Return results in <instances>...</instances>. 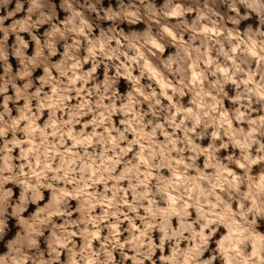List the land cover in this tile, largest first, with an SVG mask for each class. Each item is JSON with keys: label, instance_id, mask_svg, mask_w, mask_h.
Returning <instances> with one entry per match:
<instances>
[{"label": "clouds", "instance_id": "1", "mask_svg": "<svg viewBox=\"0 0 264 264\" xmlns=\"http://www.w3.org/2000/svg\"><path fill=\"white\" fill-rule=\"evenodd\" d=\"M0 264H264V0H0Z\"/></svg>", "mask_w": 264, "mask_h": 264}]
</instances>
